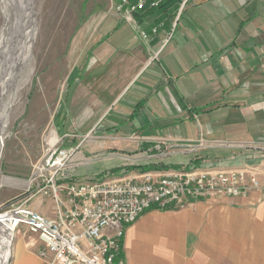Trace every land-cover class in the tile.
Listing matches in <instances>:
<instances>
[{
  "label": "crops",
  "instance_id": "1",
  "mask_svg": "<svg viewBox=\"0 0 264 264\" xmlns=\"http://www.w3.org/2000/svg\"><path fill=\"white\" fill-rule=\"evenodd\" d=\"M117 1L87 0L77 30L79 20H60L74 25L60 37L72 41L68 63L81 56L82 67L59 68L54 127L60 146L79 145L75 161L94 156L68 168V180L166 173L208 160L218 168L254 165L261 187L246 197L152 208L123 237L134 241L143 264H264V0H161L131 22L115 11ZM159 140L173 151L159 153ZM199 140L238 145L189 150ZM92 161L102 166L97 172L77 170ZM31 205L55 216L49 199ZM22 235L14 240L17 264H43ZM121 257L141 264L133 252Z\"/></svg>",
  "mask_w": 264,
  "mask_h": 264
},
{
  "label": "built area",
  "instance_id": "2",
  "mask_svg": "<svg viewBox=\"0 0 264 264\" xmlns=\"http://www.w3.org/2000/svg\"><path fill=\"white\" fill-rule=\"evenodd\" d=\"M160 1L118 0L114 9L131 22L137 12L156 8ZM151 31L156 32V28ZM139 33L145 40L147 34L142 30ZM217 145L238 144L199 140L188 148ZM78 147L58 145L47 149L26 178L24 196L0 204V225L12 232L25 230L34 235L40 242L36 255L43 264H124L120 253L124 229L145 211L181 209L195 201L220 197H246L261 187L256 168L246 165L68 180V168L94 159L90 156L75 161ZM173 147L162 140L155 145L163 155L172 152ZM146 153L151 154L148 149ZM37 196L53 202L54 217L32 208V199Z\"/></svg>",
  "mask_w": 264,
  "mask_h": 264
},
{
  "label": "rangeland",
  "instance_id": "3",
  "mask_svg": "<svg viewBox=\"0 0 264 264\" xmlns=\"http://www.w3.org/2000/svg\"><path fill=\"white\" fill-rule=\"evenodd\" d=\"M86 1L33 0V7L36 12V36L32 45L31 59L33 60L30 65L32 70L29 81L20 89L18 104L3 133V145L0 156V178H2V175L28 178L33 171V165L43 157L47 149H54L60 145L53 123L56 113L54 103L60 94L59 77L61 76V72L59 68L82 67L79 65L81 56L77 61L78 63L76 62L77 65L73 66V63H68L67 54L72 41H65L60 37L65 34H70L74 25L60 24V20L63 21L65 19L66 22L68 20H79L75 26L77 30V28L82 26L85 13L84 3ZM66 6H69L70 9H66ZM40 8L42 10L41 16L39 13ZM1 25L2 16L0 17V27ZM55 75L58 77L56 80L57 86L54 85ZM215 150L217 152L224 151L223 154L228 152L227 150ZM256 150L254 149L253 151L255 152ZM254 152H244V155ZM244 155H240L242 156L239 158L240 161H246ZM201 164L204 167L208 166L209 160ZM241 166L243 165H237V167ZM250 166L255 167L254 165ZM101 167L99 162L92 161L88 165L77 167V170L83 172L88 171L90 175L91 173L97 172ZM214 168L218 167L214 166ZM91 175L96 180L102 179V176H97L96 174ZM15 182L9 181L8 184L0 185V204L6 205L24 196L23 189ZM37 200L44 201V198L37 196L32 199V202L34 201L35 203ZM51 211L52 207L50 204L49 209L44 214L50 215ZM10 235L12 239L9 246V255L5 264H17L16 256H14V240L22 234L21 232L10 231ZM22 236L27 241L26 250L30 253L32 252L31 254L40 260L36 255L38 246H36L35 239L32 240L29 234ZM122 241L121 254L122 252L128 254L133 252L135 260L141 264L146 262L139 256V251L134 247L136 244H134L133 240H131V244L130 241H127L125 244L123 237ZM140 248L142 250L143 247L140 246ZM143 252L146 254V249ZM151 253L156 255V249L154 248Z\"/></svg>",
  "mask_w": 264,
  "mask_h": 264
},
{
  "label": "bare ground",
  "instance_id": "4",
  "mask_svg": "<svg viewBox=\"0 0 264 264\" xmlns=\"http://www.w3.org/2000/svg\"><path fill=\"white\" fill-rule=\"evenodd\" d=\"M33 6V0H0V156L5 127L18 104L20 89L31 75L32 45L36 36ZM13 181L22 182L23 187L28 183L27 180ZM2 182L0 178V185ZM11 239L10 231L0 225V264L7 262Z\"/></svg>",
  "mask_w": 264,
  "mask_h": 264
},
{
  "label": "trees",
  "instance_id": "5",
  "mask_svg": "<svg viewBox=\"0 0 264 264\" xmlns=\"http://www.w3.org/2000/svg\"><path fill=\"white\" fill-rule=\"evenodd\" d=\"M195 167V165L194 164H188V165H186L185 166V168H180V169H189V168H194ZM157 169V168H159L158 166H155V165H145V166H143V167H141V170H150V169ZM126 170H128V168H124L123 169V171H121V173H124V172H126Z\"/></svg>",
  "mask_w": 264,
  "mask_h": 264
},
{
  "label": "water",
  "instance_id": "6",
  "mask_svg": "<svg viewBox=\"0 0 264 264\" xmlns=\"http://www.w3.org/2000/svg\"><path fill=\"white\" fill-rule=\"evenodd\" d=\"M2 184H8L9 181H13V180H27L26 178H19V177H14V176H10V175H2Z\"/></svg>",
  "mask_w": 264,
  "mask_h": 264
}]
</instances>
